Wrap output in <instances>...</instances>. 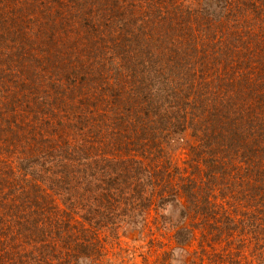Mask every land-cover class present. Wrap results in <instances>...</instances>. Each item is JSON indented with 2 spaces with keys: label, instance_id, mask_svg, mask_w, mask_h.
I'll use <instances>...</instances> for the list:
<instances>
[{
  "label": "rangeland",
  "instance_id": "374dc122",
  "mask_svg": "<svg viewBox=\"0 0 264 264\" xmlns=\"http://www.w3.org/2000/svg\"><path fill=\"white\" fill-rule=\"evenodd\" d=\"M224 1L0 0V77L25 79L29 86L25 91L34 97L27 100L43 101L37 115L50 124L36 121L38 129L52 137L66 132L69 138L87 129V140L97 146L95 154L126 155L143 142L142 147L147 146L156 158L167 159L173 168L172 183L181 196L156 201L141 214L123 218L118 227L106 225L108 231L102 228L95 235L100 242H93L94 261L225 264L226 256L225 260H237L236 245L226 247L225 239L259 200L264 184L260 176H245L244 163L255 157L256 143L244 140L248 149L240 156L229 153L224 145H230L227 140L232 137L239 143L249 133L239 116L248 118L252 129L263 114V90L256 86L264 74V0H253L254 7L237 11L236 18L233 6L249 0H228L230 8L222 14L217 7ZM208 6L217 9V23L224 18L232 22L220 26L208 22L212 19ZM202 9L208 12L205 23ZM237 66L245 68L240 67V72ZM244 70L248 71L247 87L234 90L232 80ZM222 82L224 88L214 97V87ZM180 90L182 104L174 118L168 96ZM230 94L235 96L231 101H219ZM240 104L245 107L239 108ZM215 107H221L222 113ZM58 121H63L61 131L60 126L51 125ZM204 130L215 136H204L200 132ZM223 132L231 137L219 136ZM154 134L159 138L150 143ZM91 152H85V158ZM59 153L65 155V150L53 152ZM207 161L221 166L222 172L217 171L213 185L192 183L187 196L181 191L185 180L178 174L185 168L192 170L187 164L202 171ZM62 169L69 171V167ZM58 171L56 166L49 170L54 176ZM211 191L214 196H208ZM205 196L213 197L217 216L203 214ZM190 201L204 217L189 211ZM227 225L233 228L226 230ZM7 232L15 235L13 230ZM184 242L186 250H182ZM89 260L83 259L82 264H90Z\"/></svg>",
  "mask_w": 264,
  "mask_h": 264
},
{
  "label": "trees",
  "instance_id": "16d2710c",
  "mask_svg": "<svg viewBox=\"0 0 264 264\" xmlns=\"http://www.w3.org/2000/svg\"><path fill=\"white\" fill-rule=\"evenodd\" d=\"M224 2L225 5L220 7H217L219 4L215 5L222 14L224 11L228 12L231 5L228 0ZM237 3L236 7L233 6L236 9L233 17L237 16V11L242 12V9L254 7L253 0L246 4ZM215 6L212 8L208 6L212 10H209L212 19L207 20L208 22L212 21L217 26L232 22L227 18L219 19V25L215 19L217 15ZM202 11L204 13L201 12V22L205 23L203 18L208 12L204 9ZM203 53L204 51L201 56ZM259 54L261 55V52ZM204 56L207 57L206 54ZM262 66L264 67V63H261L264 72ZM232 67L229 70L233 69ZM240 67L245 68L237 66L236 69L240 72ZM11 70L8 71L11 73ZM247 77L246 70L242 71L239 77H234L232 80L234 90H239L242 86H244L242 90H245ZM260 77L261 83L256 88H261L264 95V74ZM255 80L254 78L252 82ZM226 81L228 82V79ZM224 86L222 82L214 87L216 89L212 91V95L215 97L216 92H220ZM28 87L25 79L17 81L9 77L7 79L0 77V264H82L83 259L89 260L92 253H96L97 247L93 242L99 243L100 240L96 241L95 235L102 228L108 231L106 225L118 227L123 218H133L136 214H141L156 201L165 203L172 197L181 196L182 193L176 184L172 183L173 168L170 167L168 160L163 157L156 158L147 146L142 147L145 144L143 142L136 145L138 150L134 149L133 153L126 155H106L97 152L95 154L97 146L87 140V129L82 132L76 131L74 138H69L66 132H57L52 137L51 133L43 131L42 128L38 129L36 121L47 126L50 123H44L43 118L37 115L41 109L40 105L44 104L43 101L27 100L34 98L25 91ZM173 94L176 95L175 99ZM181 94V90L173 91L170 93L171 97L168 96V106L173 111L167 110L166 113L171 112L174 118L178 117L177 109L182 104ZM234 94L238 95L236 91ZM234 97L230 94L221 97L219 101H231L229 99ZM241 98H238V103L241 102ZM261 103L263 114L259 115L261 120H258L256 127L251 129L248 118L239 116V120L244 122L241 125L244 124L249 133L245 139L239 140V143L233 140V137L228 139L227 141L231 140L228 143L230 145L224 146L229 153L240 156L248 149V145L243 144L244 140L256 143L255 157L244 163L247 168L245 176H260L264 184V100ZM245 104L238 106L244 108ZM220 108H216L218 113H222ZM239 110L238 112H241ZM32 119L35 121L32 122ZM68 124L71 131L73 125L71 122ZM51 125L60 126V131L64 127L63 121ZM200 132L210 139L215 136L212 131ZM97 134L99 131L95 132V135ZM218 134L224 139L231 137L224 132ZM77 138L84 142L80 143ZM158 138L159 136L154 134L150 137V143ZM232 144L236 146L235 149L231 147ZM60 148L65 150V155L53 154ZM206 148L210 147L207 145ZM91 150H94L89 155L91 157L85 158L84 153L88 154ZM212 151L214 152V149ZM187 165L191 171L186 168L181 173L177 171L179 178L185 180L184 184H181V191L187 196L192 183L200 184L206 181L205 186L213 185L217 171L222 172L221 166L208 161L204 162L202 171L197 166ZM54 166L61 170L56 176L49 172ZM68 167L69 171H63L62 168ZM176 170L177 167L174 174ZM75 184L78 187L74 186ZM208 196H214L212 191ZM212 198L205 196V205L201 207L202 212L204 210L207 212L203 213L205 217L207 214L213 217L219 213ZM188 208L193 214L200 216L202 213L198 212L200 207L193 201H190ZM237 225V229L225 239L226 247L236 245L237 260L228 258L225 260L226 256L222 262L264 264V191L259 200L242 214ZM225 228L228 230L233 228V225H227ZM116 229L118 228L111 231ZM10 230H13L15 235L8 234L7 231ZM186 244L184 242L182 250H186ZM89 263L103 264V260L99 258L94 261L91 257Z\"/></svg>",
  "mask_w": 264,
  "mask_h": 264
}]
</instances>
